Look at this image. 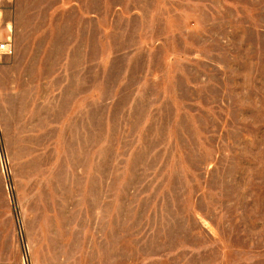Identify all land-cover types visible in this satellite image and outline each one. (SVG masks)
Here are the masks:
<instances>
[{
	"label": "rangeland",
	"instance_id": "obj_1",
	"mask_svg": "<svg viewBox=\"0 0 264 264\" xmlns=\"http://www.w3.org/2000/svg\"><path fill=\"white\" fill-rule=\"evenodd\" d=\"M0 264H264V0H0Z\"/></svg>",
	"mask_w": 264,
	"mask_h": 264
},
{
	"label": "built area",
	"instance_id": "obj_2",
	"mask_svg": "<svg viewBox=\"0 0 264 264\" xmlns=\"http://www.w3.org/2000/svg\"><path fill=\"white\" fill-rule=\"evenodd\" d=\"M14 47L9 41H0V54H11Z\"/></svg>",
	"mask_w": 264,
	"mask_h": 264
}]
</instances>
